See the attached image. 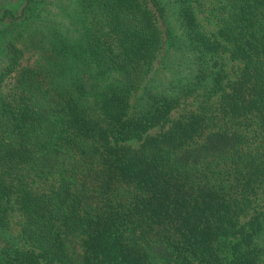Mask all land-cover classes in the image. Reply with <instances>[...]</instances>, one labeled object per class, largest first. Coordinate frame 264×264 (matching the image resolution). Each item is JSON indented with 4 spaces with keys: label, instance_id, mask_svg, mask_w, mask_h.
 <instances>
[{
    "label": "trees",
    "instance_id": "16d2710c",
    "mask_svg": "<svg viewBox=\"0 0 264 264\" xmlns=\"http://www.w3.org/2000/svg\"><path fill=\"white\" fill-rule=\"evenodd\" d=\"M3 2L0 264H264V0Z\"/></svg>",
    "mask_w": 264,
    "mask_h": 264
},
{
    "label": "rangeland",
    "instance_id": "374dc122",
    "mask_svg": "<svg viewBox=\"0 0 264 264\" xmlns=\"http://www.w3.org/2000/svg\"><path fill=\"white\" fill-rule=\"evenodd\" d=\"M3 6H7L12 8L13 10H16L20 4L22 3V0H3ZM7 1V2H6ZM9 2V3H8ZM64 2V1H63ZM7 3V4H6ZM195 16L197 17V20L200 22L202 28L208 32L211 39H221L219 35V26L217 23L216 18V8L217 0H192ZM47 9L51 11L56 12H62L60 10L59 6L49 4V6H46ZM59 13V14H60ZM1 41V51H0V57H1V66H5L8 61L11 59V57L16 53L18 55L17 60L21 64H27L31 63L35 57H37L40 53L39 49H31L30 51H25L23 53L24 48L21 46L20 43H17L16 40H14V44H10L9 39L7 35L0 37ZM16 46L19 50L16 51ZM225 59H226V72L228 75V79L234 78V69H232V60H230L229 56L224 53ZM220 97V94H216L212 96L209 99H206L205 97L198 95L193 96L186 100L185 103L181 104L174 110H172L170 116L173 119H177L179 117L181 118H190L195 113H203V109H210L213 108V106L216 104L218 98ZM166 128V127H165ZM161 126H156L148 131V134H157L161 132L163 129ZM143 139L140 140H129L126 143L130 144L133 147H139ZM35 186V185H34ZM36 186H38L40 189L47 188L49 185L47 183L43 182H37ZM11 218H10V225L11 232L14 234L15 238L19 241L20 246L23 249L31 248L30 245L24 242V240L21 239L20 236V229H21V222H22V216L20 211L16 208L14 205V209L10 212Z\"/></svg>",
    "mask_w": 264,
    "mask_h": 264
}]
</instances>
